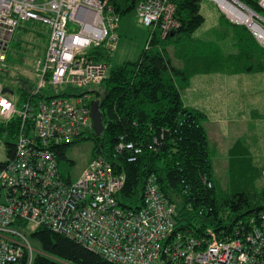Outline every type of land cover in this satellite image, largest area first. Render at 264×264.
<instances>
[{"label": "built area", "instance_id": "2783aa9c", "mask_svg": "<svg viewBox=\"0 0 264 264\" xmlns=\"http://www.w3.org/2000/svg\"><path fill=\"white\" fill-rule=\"evenodd\" d=\"M212 1L230 23L246 26L264 48V0H256L261 13L242 0ZM136 8L141 23L163 37L180 26L171 0H141ZM28 21L43 23L49 35L35 67L36 92L46 87L88 88L107 78L111 65L93 59L90 50L112 53L117 48L121 15L108 0H0V68L8 67L7 48ZM94 97L84 91L19 108L0 79V122L22 117L16 156L0 169L5 190L4 200L0 197V264H33L28 235L41 227L116 264H264V210L246 223L240 221L230 234L211 231L201 237L178 228L177 205L160 190L155 175L147 180L139 210L118 206L117 194L126 178L115 174L113 164L102 157L92 160L77 180H66L59 170L58 147L92 127ZM125 149L134 151L133 161L142 152L133 144L117 147L119 152ZM203 182L213 186L207 178Z\"/></svg>", "mask_w": 264, "mask_h": 264}, {"label": "trees", "instance_id": "16d2710c", "mask_svg": "<svg viewBox=\"0 0 264 264\" xmlns=\"http://www.w3.org/2000/svg\"><path fill=\"white\" fill-rule=\"evenodd\" d=\"M140 1L108 0V3L123 16ZM171 1L177 6L175 17L180 23L179 28L166 37L157 29L152 31L137 61L112 67L99 89L88 91L95 96L91 107L95 100L100 101L105 129L103 134L97 135L92 125L75 140L88 134V140L93 144L92 160L102 157L113 164L115 174L125 176V185L117 194L119 207L141 209L147 180L155 175L160 190L177 205L179 229L201 237L209 236L211 231L225 230L230 234L240 221L246 223L264 210V189L257 201L253 199L255 196L246 193L218 197L212 150L204 125L207 114L188 107L182 93L190 85L193 75L203 70L236 68L253 71L264 67V48L246 26L232 24L224 15L213 38H194L193 33L206 21L201 11L202 0ZM242 1L262 12L256 0ZM36 35L44 36L42 32ZM98 49L90 50L93 59L110 63L112 53ZM9 70V67L0 68V79H5L3 83L9 90L8 96L14 93L13 86L18 88L19 99L9 98L19 108L24 104L35 108L40 100L55 96L72 98L84 93L75 95L64 91L45 95L42 91L36 92L35 85L26 77L11 74ZM21 125V116L10 122H0V134L8 137L7 160L0 163V169L16 156ZM31 126L32 120L28 123V134ZM121 143L133 144L142 152L135 155V161L130 160L134 151H117ZM71 144L58 147V165L62 159L68 161L66 151ZM74 164L70 161V166ZM263 172L264 169L261 174L264 182ZM203 178L213 186L209 188ZM67 180L71 181V178ZM2 193L0 185V197ZM30 237L40 249L33 264H116L45 227L31 232Z\"/></svg>", "mask_w": 264, "mask_h": 264}, {"label": "rangeland", "instance_id": "374dc122", "mask_svg": "<svg viewBox=\"0 0 264 264\" xmlns=\"http://www.w3.org/2000/svg\"><path fill=\"white\" fill-rule=\"evenodd\" d=\"M201 6V11L206 17V21L193 33V37L196 39L208 40L214 37L213 34H215L216 29L220 26L221 17L223 14L218 8L217 4L212 0H202ZM42 26L46 30L48 29L47 26ZM39 28H41L40 24L33 21H28L22 22L21 26L17 29L7 48V62L10 69L9 72L11 74H19V71H17L14 66H21L20 70H22L23 65L28 66L26 65L28 61L29 64H32L33 61H36L37 63L38 59L36 60V58L43 56L44 51L43 48L39 46V43L46 41V38H43V41L40 39L37 41L34 40L31 35L32 31ZM71 29L73 30V26ZM151 33L152 28H148L141 23L138 17L137 8H134L133 10L123 14V16H121L120 25L117 30V34L119 36V45L117 44V48L114 52H112L110 58V63L112 66H121L128 61H137L140 58L142 52L145 50ZM227 51L230 50L227 49ZM205 77L206 76L202 75L201 78ZM209 78H212V76ZM217 78L223 80V76L221 75L217 76ZM3 82L5 83V79ZM217 82L218 79L210 81V83ZM194 83H197V81L195 80L193 82L190 90H185L183 92L184 100L187 103L191 100L195 101L197 100L198 96L201 95L204 98V103L206 104L208 95L212 98L211 93H215L211 92L212 86L207 85L205 86V89H198ZM32 84L36 85V82L32 81ZM10 86H12V84H10ZM99 87L100 85H90L88 88L65 87L59 88V90L46 87L42 89V92L45 95H54L56 92L62 93L65 91L69 94L78 95L84 91L99 89ZM243 88L244 86L240 88V93H235L231 90L230 92H232V95H228L230 98H226V95L229 92L224 93L217 90L219 92L217 95H220L225 99H233L234 101H238L243 110V104L246 103L245 101L249 99L255 100L257 96H260L258 100H260V103L264 105V91H259L260 89H264V85L257 86L256 89L252 91V93H256L252 96V98L246 95L247 93H251V91H247ZM13 89L14 93L9 94V97L12 99H19L20 92L18 88L13 86ZM257 109H259L262 114L260 113L255 115L253 123L245 121V119L242 117V122L238 126L241 135L248 136L247 138H250L248 141L251 140L255 144V148L250 150V154L241 155V158L243 159L241 164L229 166L228 158L230 156L223 147L224 143L230 145V143L233 141L232 136L237 135L239 131L232 130L230 137H226L223 132L221 134L219 131L215 132L213 140L215 141L217 155H212L213 178L218 189L217 195L219 198L231 196L236 193H246L249 196H255L253 199L256 201L262 197V191L264 189V182L261 176L262 169L264 168V106L261 108L257 107ZM6 141H8L7 135L0 134V163L7 160ZM92 147L93 144L90 140H88V134H85L82 139L72 140V144L68 146L66 151V157L68 161L62 159L60 160L59 165L61 175L66 180L71 178L72 181H75L80 177L83 170L92 160ZM70 161L75 162V164L70 166ZM4 195L5 190L3 189L2 200H4ZM28 238L31 246L34 248V254L36 255L40 249L38 248L37 243L29 235Z\"/></svg>", "mask_w": 264, "mask_h": 264}, {"label": "crops", "instance_id": "0c3cea01", "mask_svg": "<svg viewBox=\"0 0 264 264\" xmlns=\"http://www.w3.org/2000/svg\"><path fill=\"white\" fill-rule=\"evenodd\" d=\"M46 31H48V29L46 30L42 26L41 30L39 28L37 30L32 31V34H31L32 38L37 41L39 39L43 41V38H46V41L39 43V46L43 48L44 52H45V49L48 43V36H49ZM38 32H42L44 36L42 35H40V37L37 36L36 34ZM38 58L40 57H37L36 60ZM26 65L28 66H25V65L22 66L23 67L22 70H20L21 66H14V67L17 71H19L20 75L26 77L28 80H30L31 83L32 81H35L37 85L38 77L35 71L36 61H33L32 64H29V61H28ZM110 65L112 68L113 66L111 63ZM202 75L206 77L201 78ZM220 75L223 76V80H221L220 78H217V76H220ZM210 76H212L213 79L209 78ZM214 79H218V82H217L218 84L210 83V81ZM195 80L197 81V83H194V84L196 85L198 89H205V86L211 85L212 86L211 92H215V93H211L212 98L208 95V100L206 104L204 103V98L201 95L198 96L197 100L195 101L191 100L189 101L190 103L189 102L187 103L184 100V102L188 107L201 109L207 114V119L205 120L204 125L208 133L212 155H215V154L217 155L215 141L213 140L215 136V132L219 131L220 134L223 132L226 135V137H230L232 130L239 131L238 126L242 122V119H241L242 117L245 119V121L253 123L255 115L260 114V113L262 114V112L259 111L257 107L261 108L264 106L260 103V100H258L260 96H257L255 100H251V99L246 100L245 101L246 103L243 104L244 105V110H243L238 101H234L233 99H225L224 97L217 95L219 94L217 90H219L220 92H224V93L229 92L226 95V98H230L228 95L229 94L232 95V92H230L231 90L234 91L235 93L237 92L240 93L241 92L240 88L244 86L243 89H246L247 91H251V93H247L246 95L252 98V96L256 94V93H252V91L255 90L257 86L264 85V67L256 68L253 71H244L242 69H236V68L234 69L224 68V69L215 70V71L213 70L204 71L203 70L193 75L190 85L186 87L185 89H183V92L185 90H190L191 89L190 87H192L193 82ZM259 91L260 92L264 91V89H260ZM7 92L9 93L8 88H7ZM201 106H204V107H201ZM232 137H233V141L230 143V145L227 143H224L223 147L226 149L227 154L230 156L228 158V165L236 166L243 162L241 155L250 154V150L255 148V144L251 140L248 141V139H250V138H247L248 136L241 135L240 131L238 132L237 135H233Z\"/></svg>", "mask_w": 264, "mask_h": 264}, {"label": "water", "instance_id": "95a60500", "mask_svg": "<svg viewBox=\"0 0 264 264\" xmlns=\"http://www.w3.org/2000/svg\"><path fill=\"white\" fill-rule=\"evenodd\" d=\"M7 92V88H6ZM92 120L93 128L97 135H101L104 132L105 125L103 123L102 111L100 109V101L95 100L92 104Z\"/></svg>", "mask_w": 264, "mask_h": 264}]
</instances>
